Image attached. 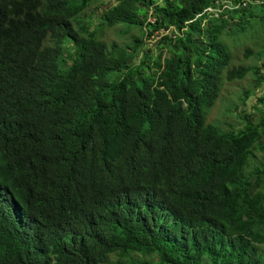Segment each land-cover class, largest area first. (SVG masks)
<instances>
[{
    "label": "trees",
    "instance_id": "16d2710c",
    "mask_svg": "<svg viewBox=\"0 0 264 264\" xmlns=\"http://www.w3.org/2000/svg\"><path fill=\"white\" fill-rule=\"evenodd\" d=\"M96 1L0 0V264H264V116L204 111L226 69L264 83L221 40L264 0H116L95 26ZM118 24L167 33L106 42Z\"/></svg>",
    "mask_w": 264,
    "mask_h": 264
},
{
    "label": "rangeland",
    "instance_id": "374dc122",
    "mask_svg": "<svg viewBox=\"0 0 264 264\" xmlns=\"http://www.w3.org/2000/svg\"><path fill=\"white\" fill-rule=\"evenodd\" d=\"M104 2L116 3V0L96 1L87 10L95 26H98L102 21L101 14L104 10ZM154 34L151 37L148 34L142 35L139 28H132L130 31L124 32V24H118L113 27H104L102 38L108 43L116 41L124 45L131 43L134 37L139 36L143 38L144 45L157 48L159 45V41L155 40L157 39V31ZM150 38L153 39L151 40ZM221 40L226 43L231 52L232 59L230 66L260 63L261 61L254 55L247 56L246 49L253 48L256 51L260 50L261 54L264 55V23L257 20L252 25H248L245 30L233 26L231 30L226 31L221 36ZM117 74L118 72L114 71L110 77H115ZM252 78L253 76L249 75L242 80L229 81L224 74L219 97L215 100L212 107L204 109L205 114L207 111V121L218 123L223 127H240L244 124L242 118L244 113L252 114L257 120L263 117L264 106L258 104V96H264V83L255 90L252 96L244 100V90L252 87ZM257 145L258 149L255 150L257 159L251 162V168L259 166L260 162L264 159V151L260 148V145H264V133Z\"/></svg>",
    "mask_w": 264,
    "mask_h": 264
},
{
    "label": "clouds",
    "instance_id": "9594fccd",
    "mask_svg": "<svg viewBox=\"0 0 264 264\" xmlns=\"http://www.w3.org/2000/svg\"><path fill=\"white\" fill-rule=\"evenodd\" d=\"M223 2H225V1H223ZM228 2H230V1H228ZM247 3H246V1L245 2H243L242 3V5H246ZM239 5H241L240 4V2H238L236 5H233V6H239ZM213 10V8L212 7H210V8H208V11H212ZM88 12V11H87ZM153 19V18H152ZM151 19V20H152ZM152 21H154V19L152 20ZM122 25V24H121ZM155 31H157V39H155V40H157V41H159L160 40V38H162V36L165 34V33H167V32H164V29H157V30H155ZM154 31V32H155ZM154 32L152 33V34H150V37H151V35H155L154 34ZM164 32V33H163ZM163 33V34H162ZM225 33V32H224ZM223 33V34H224ZM222 34V35H223ZM221 35V36H222ZM151 39V38H150ZM153 39V38H152ZM151 39V40H152ZM225 45H226V43L224 42V41H222ZM227 46V45H226ZM227 48H228V46H227ZM228 50H229V48H228ZM260 51V50H259ZM229 52H230V50H229ZM261 52V51H260ZM246 55L247 56H253V55H248L247 53H246ZM230 64H231V59H232V55H231V52H230ZM263 56V57H262ZM256 57V56H255ZM258 60H260L261 62L260 63H252V64H262L263 63V61H264V55H262L261 54V56H259V57H256ZM254 61H255V59H254ZM230 64L228 65V68H232V67H234V66H230ZM243 65H250V64H241V65H238V66H235L236 68H238V67H240V66H243ZM226 71H227V69L224 71V73L223 74H226ZM249 75H252V74H249ZM224 76V75H223ZM226 77V76H225ZM227 79V78H226ZM228 80V79H227ZM235 80H239V79H235ZM230 81V80H229ZM231 81H233V80H231ZM221 84H222V82H221ZM221 87L222 86H220V89H219V91H218V96L214 99V101L212 102V104H211V106L210 107H212L213 106V104H214V102H215V100L219 97V95H220V92H221ZM252 96V95H251ZM250 97V96H249ZM249 97H247V98H249ZM245 99H246V97H244ZM244 99V100H245ZM209 107V108H210ZM244 114H248V113H244ZM242 118H243V116H242ZM206 120H207V111H206ZM244 120V119H243ZM208 123H212V122H209V121H207ZM244 122H245V120H244ZM216 124H218V123H216ZM218 125H220V124H218ZM244 125V124H243ZM242 125V126H243ZM221 126V125H220ZM242 126H240V127H242ZM221 127H223V126H221ZM240 127H232V128H240ZM227 128H231V127H223V129H227ZM255 159H257V157L256 158H253V157H251L249 160H250V162L248 161V164H249V167H248V169L249 170H251L252 168L254 169V168H256V167H252L251 168V166H250V164H251V162L253 161V160H255ZM258 167V166H257ZM255 187L257 188V189H260V188H262V187H264V183L261 185V186H259V185H257V181L255 182Z\"/></svg>",
    "mask_w": 264,
    "mask_h": 264
},
{
    "label": "bare ground",
    "instance_id": "6f19581e",
    "mask_svg": "<svg viewBox=\"0 0 264 264\" xmlns=\"http://www.w3.org/2000/svg\"><path fill=\"white\" fill-rule=\"evenodd\" d=\"M134 254H135V253H134ZM134 254H132V257H133ZM118 256H119L118 254H115V255H112L111 258H112L113 261H115V259L118 258ZM142 256H143V254H140V258H141ZM130 259H131L130 257H128V258L126 259V264H127V263L130 264Z\"/></svg>",
    "mask_w": 264,
    "mask_h": 264
}]
</instances>
